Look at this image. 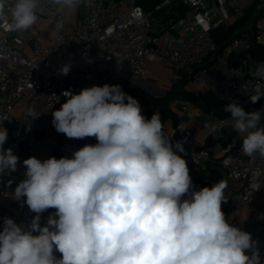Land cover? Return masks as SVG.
Listing matches in <instances>:
<instances>
[{
  "label": "clouds",
  "instance_id": "obj_1",
  "mask_svg": "<svg viewBox=\"0 0 264 264\" xmlns=\"http://www.w3.org/2000/svg\"><path fill=\"white\" fill-rule=\"evenodd\" d=\"M81 2L50 0L72 12ZM40 10L41 0H0V28L27 31ZM63 27V20L55 22V29ZM70 67L61 66L59 73L67 76ZM62 95L65 102L52 113L55 130L98 142L74 151L72 158L23 160L24 179L14 199L36 215L27 228L4 218L0 264H261L258 242L221 210L226 184L195 190L187 162L177 154L185 152L183 142L173 144L165 135L159 112L147 119L139 101L118 84ZM261 98L260 87L249 96L252 103ZM223 111L231 114L227 121L242 139L243 154L264 157V109L248 112L232 101ZM28 116L39 115L29 109ZM5 119L0 120V181L19 162L3 147ZM222 127L223 121L212 123L208 131L216 136ZM262 175L260 169L252 173L251 192L262 187ZM50 208L56 212L41 226V214Z\"/></svg>",
  "mask_w": 264,
  "mask_h": 264
},
{
  "label": "built area",
  "instance_id": "obj_2",
  "mask_svg": "<svg viewBox=\"0 0 264 264\" xmlns=\"http://www.w3.org/2000/svg\"><path fill=\"white\" fill-rule=\"evenodd\" d=\"M13 2L9 0V4ZM255 4L264 8V0H160L156 10L163 14L154 18L136 0H82L74 12L52 5L50 0H41L37 21L41 29L37 34H31L30 29L9 32L0 28V120L8 118L2 122L8 132L3 147L11 148L19 157L17 170L6 176L18 180L0 187V231L5 217L27 228L36 215L22 201L14 199V190L24 179V159L34 156L43 161L52 157L53 151L72 158L74 151L98 142L95 137L68 138L55 130L52 113L65 102L62 93L78 94L83 88L107 83L120 85L122 91L136 98L147 119L154 112L160 113L165 135L173 144L183 142L185 152L177 154L186 160L195 190L221 181L226 184L225 219L256 235L259 251L264 253V232L250 222L239 224L244 210L257 198L264 202V175L260 177L262 187L253 192L250 189L252 173L257 169L264 172V157L243 154L242 139L227 121L231 115L206 117L198 133L193 122L164 119L162 106L148 107L140 96L126 89L127 83L132 87L153 77L150 62L155 61L169 64L177 79L186 77L194 87L228 104L236 101L248 112L264 109V98L256 103L249 99L257 87L264 90V58L257 59L249 51L254 43L264 45V15L238 34L233 33L219 53L213 36L217 30L228 32ZM179 6L186 9L183 15L175 9ZM80 8L83 13L79 24L70 27L72 16ZM170 14L174 17L167 19ZM57 20H63V28L55 29ZM27 45L32 47L31 56ZM65 64H71L67 76L59 73ZM20 101L24 105L15 115V105ZM170 108L176 113L172 105ZM29 109L38 118L29 117ZM189 109L190 104L185 101L178 112L187 113ZM221 121V129H225L230 140L212 147L200 143L199 134L212 135L209 125ZM261 123L264 125V120ZM47 148L51 149L50 155L41 159L38 153ZM192 173L200 177L195 178ZM2 201L10 202L14 212ZM55 212L54 208L45 210L40 225L44 226ZM54 256L59 259L62 254L54 248Z\"/></svg>",
  "mask_w": 264,
  "mask_h": 264
},
{
  "label": "trees",
  "instance_id": "obj_3",
  "mask_svg": "<svg viewBox=\"0 0 264 264\" xmlns=\"http://www.w3.org/2000/svg\"><path fill=\"white\" fill-rule=\"evenodd\" d=\"M136 2L146 12L152 13L154 18L159 17L163 14L162 11L156 10V7L159 5L160 0H136ZM175 9L180 13V15H183L186 10L181 6L175 7ZM261 15H264V11L261 12L258 16ZM252 16H253L252 10H248L245 12L244 16L238 20V22L234 25V27L228 30V32L223 30H217L213 32V36L218 46V53L221 52L222 49L227 45L229 40H231V36L233 35V33H235V35L238 34L240 32V29L243 30V27L247 26L249 19H251ZM173 17L174 15L170 14L167 19H171ZM249 51L253 53V55L257 59L264 58V45H259L257 43H254ZM238 59L241 62L243 59V55H240ZM188 82L189 79H187L186 77L173 80L172 88L167 91L165 95L166 97L164 98L152 97L148 94H145L140 89H134L133 93L140 96L141 99L145 101V104L148 107L162 106L163 107L162 117L164 119L171 118L173 119L174 123L178 122V116L174 111L171 110L170 106L174 101L178 99L182 100V98L184 101H187L189 104L195 107H199L203 112V114L207 117L219 116L221 118H225L231 115L230 113L223 111L224 107L228 103L216 98L209 92H204L200 95H197L192 91L187 90L186 84H188ZM230 138L231 137L228 134H224L220 141L222 143H226L230 140ZM52 157L59 159L62 156L56 151H53ZM8 180L13 181L12 179L5 176L4 181H0V187L7 184L6 182Z\"/></svg>",
  "mask_w": 264,
  "mask_h": 264
},
{
  "label": "crops",
  "instance_id": "obj_4",
  "mask_svg": "<svg viewBox=\"0 0 264 264\" xmlns=\"http://www.w3.org/2000/svg\"><path fill=\"white\" fill-rule=\"evenodd\" d=\"M261 7L260 10H258L257 8ZM248 10H252L253 16H258L261 12L264 11L263 6L257 5L255 4L253 7H251ZM246 10V11H248ZM72 23L70 24V27H75L79 24L78 20H77V12L75 13L74 16H72ZM248 26V24H247ZM150 67L154 70V75L151 78H148L150 80H153L155 85H157L158 87H166L168 89H170L171 85H172V81L177 79L174 75V71L173 68L169 65V64H165V63H158L155 61H151L150 62ZM152 81V82H153ZM149 82L148 80H141L135 84L132 85V87L134 88H143L145 89L147 92L151 93L152 95H157L160 96L161 92H157L156 90V86H152L153 83ZM195 91L197 92L198 89L201 90L200 87H194ZM156 98V97H155ZM185 102V101H183ZM187 102V101H186ZM182 101L178 102V101H174L171 105L172 108L176 111L178 118L183 121V122H193L194 123V127L196 129V131L198 133H200L201 131V122L203 120L206 119L207 116H205L203 114V112L201 111L200 108H191L189 109V111L187 113H182V112H178L180 108L179 104H181ZM178 105V106H176ZM206 137V138H204ZM208 136L204 135V134H199V140L202 141V144H205V146L207 147H212L211 144L208 143ZM204 138V139H203ZM198 177H200V175H198ZM12 180H18L17 178H10ZM5 202L7 205V208L9 209V211L11 213H13V209H12V205L10 202L8 201H2ZM259 206H261V212H258V208ZM221 210L223 212L224 210V203L222 201L221 204ZM245 222H250L253 226L257 227L258 229H260L261 231L264 232V202L262 201L261 198H257L255 203L244 210V212L242 213V215L239 218V224L242 225ZM248 233L251 234L252 239L255 241H258V237L256 235H254L252 232L248 231ZM260 260H261V264H264V253L260 252ZM246 254L250 255V251L246 250Z\"/></svg>",
  "mask_w": 264,
  "mask_h": 264
},
{
  "label": "rangeland",
  "instance_id": "obj_5",
  "mask_svg": "<svg viewBox=\"0 0 264 264\" xmlns=\"http://www.w3.org/2000/svg\"><path fill=\"white\" fill-rule=\"evenodd\" d=\"M257 9L260 10L261 7H258ZM82 13H83V9L80 8V9L77 11V20H78V22H80V20H81ZM256 17H257V16H255V15L252 16L251 19H249L248 25H251L252 22L254 21V19H255ZM40 29H41V26H40L39 24L36 23V24L30 29V32H31V34L35 35V34L38 33V31H39ZM27 48H28V55L31 56L32 53H33L32 47H31L30 45H27ZM144 80H148L149 82H152V81H153V80H150V79H144ZM152 83H153L152 86H156V87H157V88H156L157 92H161V95H160V96L152 95L151 93L147 92L145 89H143V88H141V87H140V90H141L142 92H144L145 94H148V95H150V96H152V97H156V98H164V97H166L165 95H166V93H167V91H168L169 89L166 88V87H158L157 85H155L154 81H153ZM171 88H172V85H171L170 89H171ZM126 89L130 92V91H133L134 89H139V88L131 87V86L129 85V83H127V85H126ZM186 89L192 91L193 93H195V94H197V95H200V94L204 93V91L202 90V88H201V90L198 89V91L196 92L195 89H194V85H193L192 83H190V82H188V84H186ZM176 101H178V102L182 101V102H183L184 100H183V98H182V100H181V99H178V100H176ZM171 103H172V102H171ZM23 105H24V101H20V102L16 103V105H15V112H14L15 115H17V112L19 111V109H20ZM176 106H178V105H176ZM179 106H180V104H179ZM190 107H191V108H195V106H193V105H191V104H190ZM196 108H199V107H196ZM178 109H179V108H178ZM225 133H226L225 129H221L220 134H218V135H216V136H213V135L208 136V137H207V139H208V143L211 144L212 146L215 145V144H217V143H219L220 140H221V138L223 137V135H224ZM204 138H206V137H204ZM204 138H203V139H204ZM199 142L202 143L201 140H200ZM50 153H51V149H48V148H47V149H44L43 151H40V152L38 153V155H39V157H40L41 159H44V158L48 157V156L50 155ZM192 176L195 177V178H198V174L192 173Z\"/></svg>",
  "mask_w": 264,
  "mask_h": 264
}]
</instances>
